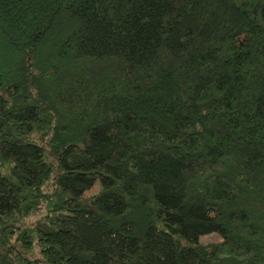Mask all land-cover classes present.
Returning a JSON list of instances; mask_svg holds the SVG:
<instances>
[{"label": "trees", "instance_id": "obj_1", "mask_svg": "<svg viewBox=\"0 0 264 264\" xmlns=\"http://www.w3.org/2000/svg\"><path fill=\"white\" fill-rule=\"evenodd\" d=\"M42 260L264 264V0H0V264Z\"/></svg>", "mask_w": 264, "mask_h": 264}, {"label": "rangeland", "instance_id": "obj_2", "mask_svg": "<svg viewBox=\"0 0 264 264\" xmlns=\"http://www.w3.org/2000/svg\"><path fill=\"white\" fill-rule=\"evenodd\" d=\"M3 174H7V172L3 171ZM50 189H51V187H48V189H46V192L48 193V195H50V199H49L48 204L43 202L41 208L38 211L31 213L30 216L26 217L23 224L29 225V224L34 223L37 219H39L47 211L46 208H48L50 203H51V190ZM216 238H218V236L215 233H213V234H209V235H205V236L201 237V241L202 242L213 241ZM27 256H28V258H33V257L39 256L38 249L36 247H34L32 249V251ZM37 264H46V263L42 260L41 262H37Z\"/></svg>", "mask_w": 264, "mask_h": 264}]
</instances>
